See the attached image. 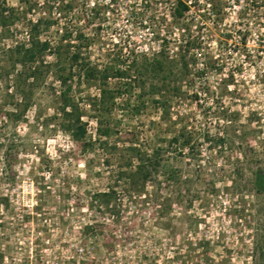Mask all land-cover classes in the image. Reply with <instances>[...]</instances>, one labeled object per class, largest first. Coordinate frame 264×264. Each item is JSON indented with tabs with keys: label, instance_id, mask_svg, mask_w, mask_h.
Listing matches in <instances>:
<instances>
[{
	"label": "rangeland",
	"instance_id": "374dc122",
	"mask_svg": "<svg viewBox=\"0 0 264 264\" xmlns=\"http://www.w3.org/2000/svg\"><path fill=\"white\" fill-rule=\"evenodd\" d=\"M87 1L89 8L109 2ZM152 1L142 24L123 5L118 16L110 12L84 24L87 34L102 28L105 44L97 43L92 60L104 64L108 59L99 49L113 59L122 48L124 60L137 59L141 69L156 57L172 69L147 74L145 84H75L87 143L98 138L94 104L100 88L120 87L122 94L115 95L109 145L85 149L64 128L55 58L47 53L37 64L38 79H28L27 65L20 63L23 46L30 49V20L48 17L46 0H6L11 17L0 27V264H264V193L256 187L257 173H264V0H185L193 5L189 25L201 44L188 54L187 61L192 54L198 60L188 70L181 67L183 31L167 28L175 0ZM59 28L39 40L57 44ZM154 87L162 91L151 99ZM152 100L168 104V115ZM182 133L190 145L171 147L174 178L161 175L129 192L119 177L131 172L129 146L151 153ZM113 189L108 203L95 199Z\"/></svg>",
	"mask_w": 264,
	"mask_h": 264
},
{
	"label": "trees",
	"instance_id": "16d2710c",
	"mask_svg": "<svg viewBox=\"0 0 264 264\" xmlns=\"http://www.w3.org/2000/svg\"><path fill=\"white\" fill-rule=\"evenodd\" d=\"M20 1L21 3H25L26 0ZM81 1L83 3L78 7L77 5L81 3ZM122 1L123 0H109L108 3L93 4V6L89 8L87 0H46L45 6L48 7V17L42 16L36 21L30 20V25L27 27L30 49H25L23 46V51L20 53L23 58L20 60V63L24 66L27 65L26 72L28 73V79L39 78L41 71L37 64L44 59L47 53L49 56L55 58L56 63L52 64L51 67L54 69V78L56 82L64 89V91L61 92V101L63 104L61 112L62 116L66 119L64 128L72 135L74 141L83 144L85 149L87 147L92 148L96 143L103 148L109 145L107 138H109L116 129L111 119L113 110L116 106L115 95L122 94L119 92L120 87L115 91L113 90V92L109 90L108 85L100 88V98L97 99L94 104V111L97 113L98 138L95 141L90 140L87 143L86 125L82 121V116L79 112L75 97L72 95L75 91V84H145L144 81L147 74L158 77V75H160L159 73H164L166 71H168L169 74L172 73L171 67L167 66L165 62L158 57L150 61L146 60L141 69L137 64V59L132 61L124 60L121 54L122 48H120L119 54L113 59H111V52H104V48L99 49L103 51V55L108 59L104 64L98 62L99 60H92L91 51L97 43L101 45L105 44L100 35L102 28L101 25H99L95 31L91 34H87L84 30V24L85 26H91L98 20L104 19L110 12L118 16L121 13V5L127 9L129 8V16L136 20H140L142 24L153 2L152 0H127V4L124 5ZM192 6L185 0H175L171 12L172 22L171 24H167L170 34L173 33L174 29H181L183 31L182 35H185L187 39L182 46L186 53L181 56V67L183 70H188L192 63L197 64L198 60L195 58V54H192L190 62L187 61V57L188 54L199 51L201 45L198 38L192 35L189 25V14ZM87 8H89V12ZM54 9L58 11V16L54 15ZM8 11L9 8L7 7L6 0H0V27H5L6 23L9 21L8 19H10L9 17H11L7 16L6 13ZM29 11H33V7H30ZM55 25L61 26V28L58 29L60 38L59 41L56 42L57 44L48 39L40 41L39 39L41 36L44 33H48ZM177 25L180 26L177 28ZM165 48L166 46L162 45L161 52H165ZM112 52H115V50ZM132 69H134L136 74H131ZM113 80L118 82H111ZM160 91H162L160 88L154 87L148 96L151 99L155 98V95ZM180 93V88L174 89L175 95ZM142 95L145 96V92H143ZM154 101L155 100H152V102ZM154 103L160 104L161 102L155 101ZM27 107L28 106L25 105V109H27ZM161 107L165 110L164 116L168 115V104L161 103ZM12 115L17 120L19 119L17 114ZM180 137L184 139L181 144H179ZM177 144L180 145V147L187 148L190 142L186 140V135L182 133L178 137L171 138V140L168 141L167 148L159 146L154 148L151 153L140 150L135 146L136 144L129 146L127 150L131 153V156L128 167L131 169V172L127 173L126 171H122L119 175L121 179H126L129 192H140V190H138L140 187L144 188L147 182L158 181L161 175L166 177L167 180L174 178L173 170L169 165L170 159L168 155H170L171 147ZM256 187L260 193H264V173L262 171L258 172L256 175ZM113 194H116L114 189L111 194H97L95 199L97 198L100 201L108 200V203Z\"/></svg>",
	"mask_w": 264,
	"mask_h": 264
}]
</instances>
